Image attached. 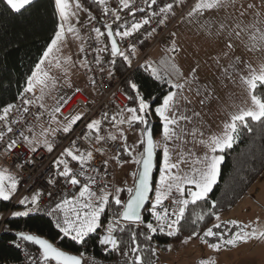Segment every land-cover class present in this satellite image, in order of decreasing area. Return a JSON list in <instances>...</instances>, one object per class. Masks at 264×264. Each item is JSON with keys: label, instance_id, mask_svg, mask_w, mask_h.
I'll list each match as a JSON object with an SVG mask.
<instances>
[{"label": "snow or ice", "instance_id": "1", "mask_svg": "<svg viewBox=\"0 0 264 264\" xmlns=\"http://www.w3.org/2000/svg\"><path fill=\"white\" fill-rule=\"evenodd\" d=\"M6 6L13 12L19 13L30 5L33 0H2ZM98 5L103 6V12L105 15L111 12L114 22L121 19L120 11L128 10V13L133 17L136 13H145V16L139 20H135L130 24L125 22L118 25L117 29H113L112 24L105 23L104 27L106 31H102L99 27H93L92 32L95 33V39L98 42L103 43L101 38H105L110 41V55L111 57H122L125 61L131 64L130 55L122 51L118 46L116 37L121 40L129 37H133L135 33L140 32L142 28L149 25L153 18L157 19V24L163 25L171 17L175 16V7L181 6L184 0H170V2H164L162 6L158 4V0H143L147 5V9H153V6L158 7V11L152 10L150 14L147 13L146 8L139 7L135 4V0H119L117 10L107 7V0H96ZM237 0H195L194 4L187 5L188 11L183 19L188 20L190 23L193 20L199 21L200 17L206 14L219 13L220 11H227L228 9H236ZM57 12L60 17L61 23L58 26V30L55 32L54 38L43 52L42 58L36 65V70L32 72V75L28 78L27 86L24 89L25 93H34L37 86H40L41 95L36 99L42 101L44 98V89L49 86L55 87V78L50 77L47 71L42 69V65L47 61L49 64L55 60V67L61 68L64 65L61 64L53 54L54 51H59V44L64 39L65 33H77V29L72 26L70 19L76 15L77 10L82 9L80 0H55ZM248 9H255L256 5L249 4ZM244 11H239L238 18L231 17V14L226 15L220 20H205L200 24V30L203 31L209 37H215L217 39L222 38L224 45V51L221 56L215 59L216 63L220 65L222 57H229L236 49L237 42L242 44L244 48L249 52H264V21L260 19L261 13L256 11L255 19L252 23L244 24L243 16ZM231 17V18H230ZM90 20L95 19L90 17ZM67 25V27H66ZM147 31V29H145ZM155 28L152 29V32ZM151 35V32L148 33ZM175 36V33H172ZM247 36V40H245ZM131 53H135V45L130 46ZM81 52H84V47H81ZM97 53L109 51L108 45L95 50ZM169 53L179 54L181 49L177 46L176 41L173 40L169 49ZM52 57V60H49ZM75 62L71 58H67L64 64L74 65ZM80 66L91 71L87 60H81ZM95 63H101V57L99 55L95 58ZM115 63V61H111ZM161 64L165 66V75L169 78L166 83L170 85V90L163 95L162 99L156 103V106L152 107V103L146 100L138 90L135 83L130 82V88L135 92V97H130L136 104L135 107H127L122 109L117 115L109 117L108 113H104L102 119L92 120L87 123L86 128L88 133L84 138L88 139L92 137L94 133V146L93 150L81 151L76 147L75 141L72 142V146L65 148L61 153L62 156L69 157L72 161H76L79 164L80 170L74 171L69 166L67 159H57L56 164L62 169L58 175L64 177L67 183L72 186H80L78 196L73 198H64L59 202H56L54 207L48 212V215L57 214L58 219L56 221V227L60 233L65 237H70L72 241L83 244L86 243V238L102 227L101 216L105 212L106 207L114 204L117 207L113 219L109 221L104 232L105 234L100 237L99 243L106 246L105 251H117L122 252L124 256H131L133 259L128 261V264H145L144 257L141 253L144 249L141 244L138 243V236L143 235L145 241L150 242L153 239L154 234L157 232L165 233L169 237H175L181 232V222L185 220V214L189 209V205L197 206L198 202H207L209 193L212 191L213 186L217 182V178L220 174V164L224 157L217 155L218 152H223L227 148H231L238 138L240 128H246L249 132L252 131L249 121L257 122L264 125V63H261L258 67H254L251 63L244 61L241 57H235L230 61L228 67L223 68L222 75L226 79H232V73L229 72V68L233 71L236 70L237 65L242 64L243 71L247 72V75H241L240 81L244 85L247 100L243 103L250 106H237L236 110L229 113V118L225 121L223 129L220 134H213L206 139L203 138V132L193 126L188 128L187 125L193 122L194 117H199V112H192V115H186L183 112L178 111V107L181 99L191 103L186 96L183 95L185 83L179 81L183 79V73L175 63V55L169 56L168 60L161 61ZM148 68L151 70V74L156 79L160 80L164 77L161 76L158 68L152 67L148 64ZM67 72V69H65ZM196 68L191 71L193 80L198 79L196 76ZM171 77H175L173 80ZM93 85L95 80L90 81ZM207 90V86H205ZM172 89H175L173 91ZM79 91V89H77ZM200 91L197 90V95H200ZM23 113H29V105H33L36 101L32 98H25L22 94ZM211 94L205 99H210ZM157 98H152L155 101ZM71 100V97H59L57 106L52 113H49L51 119L56 121V113H60L63 106ZM201 104L204 100L200 101ZM39 108L43 109V103L39 104ZM20 106L9 103L3 107H0V142H5V151L11 152L18 144L19 141H23L30 146V151L35 152L37 145L42 144L48 152L53 151V144L46 138L49 131L55 132L57 129H45L41 135L45 138L43 140L36 139L35 136L29 138L25 135L24 131L19 133L17 139H11L7 136L8 133H13V125L20 123V120L12 118L11 114L14 111H19ZM154 110L155 115L161 121V135L160 140L157 141L153 137L151 129L147 126L149 121L147 119L149 113ZM127 115H124V113ZM43 115V113H41ZM39 118V117H37ZM82 119V114H76L71 117L68 122L62 126L64 133L72 131V126ZM110 121L113 126L127 124L129 127L134 124L144 125L140 129V141L143 145V151L139 153L138 157H133V162L139 166V170L134 173L136 178V184L134 188H127L128 199L122 201L120 193L124 191L122 188H115L112 191L108 190V185L103 184L98 188V192L93 190L94 185L102 183L98 181L95 176L87 174L86 166L94 159V151L103 154L101 147H95V145L101 142H107V140H117L118 136L109 133L107 136L101 135L102 122ZM183 122V126H182ZM28 131H31L29 128ZM119 138L124 140L122 145L123 149L129 156H132L134 149H130L126 144V137L124 136L123 129H118ZM186 137H191L193 141L200 144L206 149L202 157L195 156L192 152H185L184 146L188 143ZM157 149L162 151V162L159 168V181L158 186L153 187L152 184V171L154 167V156ZM176 155L175 162L173 161V155ZM191 158L190 173L181 174L180 168L182 164L189 163ZM119 162V157H116ZM107 164V161H104ZM176 169V172H173ZM78 177H85V182H81ZM49 183H55L50 180ZM189 186V187H186ZM17 190V180L14 176L6 174L5 171H0V201H9L13 194ZM173 191L179 194L178 197L172 199L170 203L175 204L176 207L171 209V215L169 214V207L164 206V201L169 200ZM150 193H154V197H150ZM40 193L37 192L29 198L25 196L19 200V204L24 205L26 210L13 212L14 217H26L30 212L38 210V202ZM51 195V193H49ZM151 200V214L155 220V224L152 222H145L141 209L145 207V204ZM31 205L32 207H28ZM160 209L159 211L157 209ZM216 208V203L212 202L211 208L208 213L201 214L195 212L191 213L194 217L191 219V225L194 226L191 234L182 240L183 244H188L192 239L198 238L202 244H206L208 248L215 252H219L225 246L235 247L238 244L247 243L250 240H264V228L251 227L250 225H240L239 222L232 220L225 222L233 225V230L228 238L222 234L219 229L220 223L213 224L212 227H208L203 231L201 235L199 229V222L205 220V215H214L216 220L219 221L220 217L215 214L212 209ZM62 216V220L61 217ZM143 227L146 232L138 233L137 228ZM215 229V230H214ZM238 229V230H236ZM250 229V230H246ZM127 231L129 234V242L126 246L127 250L122 248V241L117 237L115 233ZM19 238L24 241L31 242L38 246L39 259L33 260L32 264H84V254L71 255L60 248L56 247L49 240L41 238L34 234H25L23 232L17 234ZM208 237H214L216 242H209ZM19 246V245H17ZM167 250L171 251L172 246L168 245ZM151 254L156 255L157 249L150 248ZM198 264H216V261L211 258H201Z\"/></svg>", "mask_w": 264, "mask_h": 264}, {"label": "built area", "instance_id": "2", "mask_svg": "<svg viewBox=\"0 0 264 264\" xmlns=\"http://www.w3.org/2000/svg\"><path fill=\"white\" fill-rule=\"evenodd\" d=\"M96 2V0H93ZM195 0H184L183 5L175 7V16H171L163 25L157 24L159 17L153 18L149 25L142 28L140 32L135 33L133 37L125 38L121 40L116 37L118 46L126 54L130 55L131 64L126 61L127 71L123 76L116 71L115 63H111L114 57L110 55V41L101 38L103 43L98 42L95 39V33L91 31L93 27H99L102 31H106L105 23L112 24L113 29H117L118 25L124 24L125 22L131 23L135 20H139L145 16V13H136L133 17L128 13V10L120 11L121 19L114 22V18L111 12L107 15L103 12V6L99 5L101 11V17L99 20L88 17L84 21L80 22L75 26L77 29V35L79 38V46L72 51V56L76 60L77 67L81 74V79L84 85V91H76L70 97L71 100L66 106H63L60 113H56V121L51 119L49 113L53 110L48 109L45 105L43 109L39 108L41 101L36 98L40 95V87H37L34 93H25L24 89L21 91L19 96L12 102L20 106L19 111H14L11 116L12 118L20 120V123L13 125L14 132L8 133L7 136L11 139H17L21 131L25 132L29 138L35 136L36 139L43 140L45 137L41 133L45 129H57L54 133L49 131L47 139L53 144V151L48 152L47 149L42 145H37L35 152L30 151V146L19 141L17 146L11 151H5V142H0V165L7 168L12 172L13 176L17 180V190L9 200L8 208L0 216V230L5 224V220L15 210L24 211L26 207L19 204V200L25 196L29 198L31 195L39 192L41 195L38 202V210L30 212L38 216H43L51 221L54 227H56V221L58 219L57 214L48 215L51 208L54 207L56 202L64 198H73L78 196L79 185L72 186L65 180L64 177L58 175L62 169V165L58 168L56 161L57 159H67L69 166L74 171L80 170L79 164L76 161H72L69 157L62 156L61 153L65 148L72 146V142L75 141L76 147L81 151L93 150L94 146V133L92 137L85 139V134L88 133L86 128L87 123L92 120L102 119L104 113H108L109 117L117 115L122 109H125L129 103V94L122 86L124 77L134 69H141L148 73L151 77V70L148 68V64L152 67L158 68L162 77L165 81L169 78L165 75L166 69L161 61L168 60L169 56L175 55L169 53L171 42L175 40L174 26L183 13L188 9L187 5L192 4ZM164 2H170V0H158V4L162 6ZM135 4L139 7H144L147 13L150 14L152 10L158 11L157 6H153V9H147V5L144 4L143 0H135ZM119 0H107V7L113 10H117ZM155 31L152 32V29ZM147 29V31H145ZM151 32V35L148 33ZM105 44L108 45L109 51L97 53V48L103 47ZM135 45V53H131L130 46ZM81 47H84L85 51L81 52ZM99 55L101 57V63L96 64L95 58ZM81 60H87L91 71L80 66ZM176 63V61H175ZM178 66V64L176 63ZM179 67V66H178ZM180 69V68H179ZM182 72V71H181ZM155 78V77H153ZM175 80L174 77H171ZM95 80L93 85L90 81ZM170 86L169 84H167ZM22 94L25 98H32L36 101L33 105H29L30 112L23 113ZM3 107V106H2ZM79 109L82 114V119L72 126V131L64 133L62 126L65 125L68 120L74 115ZM43 113V115H41ZM39 117V118H37ZM101 135L107 136L109 133L114 135L113 124L110 121L102 122ZM31 131H28V129ZM123 143L118 138L117 140H107V142H101L95 147H101L103 154L94 151V159L86 166L87 174L95 176L99 183L93 186V190L98 192V188L102 187L104 183L108 185V190L112 191L118 188V177L116 170V157L121 150ZM107 161V164H104ZM81 182H85V177H78ZM50 180L55 183H49ZM51 193V195H49ZM153 197V196H152ZM174 198L164 201V206L169 207V214L171 215V209L176 207L175 204L170 203ZM106 207L107 215L102 227L99 229L97 236L100 239L102 233L109 223L113 219L112 206ZM28 207H32L28 205ZM151 208V200L148 206L145 208L146 211ZM160 210L159 208L157 209ZM143 216V214H142ZM62 220V216L60 217ZM147 222L155 224V220L150 211V217ZM60 232V231H59ZM156 234H162L167 236L165 233L157 232ZM11 245L15 247L19 253L18 262H8L0 260V264H32L33 260L39 259V250L30 248L24 242L16 237L11 242ZM19 245V246H17ZM56 245V244H55ZM84 254V264H128L129 257L124 256L121 252L111 257L94 256L92 251L79 252L76 255Z\"/></svg>", "mask_w": 264, "mask_h": 264}, {"label": "trees", "instance_id": "3", "mask_svg": "<svg viewBox=\"0 0 264 264\" xmlns=\"http://www.w3.org/2000/svg\"><path fill=\"white\" fill-rule=\"evenodd\" d=\"M82 6L94 17L99 20L101 11L97 2L93 0H80ZM59 26V15L56 9L55 0H33L21 12L11 11L2 0H0V107L14 101L21 91L27 86L28 78L32 75L37 63L42 58L43 52L54 38L55 32ZM116 71L123 76L127 71L126 61L122 57H115ZM130 82L135 83L141 95L152 103V107L162 99L169 90L170 86L162 79L158 80L151 77L141 69H134L129 72L122 81V86L129 94V97H135V92L130 88ZM152 98H157L155 101ZM133 99L129 100L127 107H135ZM125 108V109H126ZM153 118V135L160 132L161 122L155 115L154 110L150 112ZM252 131L246 128H240L239 135L231 148L225 149L222 153L224 157L220 164V174L216 184L209 193L207 202L200 201L197 206L189 205L185 214V220L181 222V232L175 237H169L162 234H154L152 241L147 242L143 235L138 236V243L144 251L141 255L144 257L145 264H155L158 261V251L155 256L151 254L150 248L166 249L169 243H177L191 234L194 226L191 225L192 211L201 214L208 213L212 202L216 203V208L212 209L215 214L230 210L247 193L253 182L264 171V125L249 121ZM139 129L143 125L134 124ZM124 145V144H123ZM142 152V145L139 143L137 148V157ZM117 157L119 160H129V155L121 147ZM117 160V159H116ZM161 161L160 152L157 151L156 173ZM137 164L135 163L136 173ZM134 175L129 184L124 183L120 188L124 189L120 193V198L125 201L128 197L127 188H132ZM9 201H0V216L8 208ZM148 206V205H147ZM118 206L113 205V214ZM14 212V211H13ZM12 212V213H13ZM143 218L147 221L150 217V211H143ZM107 215V209L101 216L103 224ZM215 223L214 215H205V220L199 222V231L201 235L208 227ZM219 231L223 234L228 224L220 223ZM233 227V226H232ZM100 229V228H99ZM90 234L86 238V243L78 244L70 237L63 236L50 220L43 216L29 214L26 217H14L12 214L7 217L5 224L0 230V260L8 262H18L20 257L17 249L11 245V241L17 237L18 233L33 232L46 237L58 247L72 252L92 251L94 256L111 257L120 253L117 251H105L104 245L98 240L97 233ZM215 230V229H214ZM138 233L146 232L143 227L137 228ZM122 241V248L127 250L129 234L125 232L115 233ZM198 239V238H197ZM209 242L216 241L214 237L207 238ZM22 240V239H21ZM24 244L30 248L37 247L31 242L24 241ZM122 253V252H121ZM129 260L133 259L129 253Z\"/></svg>", "mask_w": 264, "mask_h": 264}, {"label": "rangeland", "instance_id": "4", "mask_svg": "<svg viewBox=\"0 0 264 264\" xmlns=\"http://www.w3.org/2000/svg\"><path fill=\"white\" fill-rule=\"evenodd\" d=\"M246 1L250 0H237L235 10L228 9L227 11H220L219 13L206 14L205 16L200 17L199 21L193 20L191 23L188 20L183 19L189 10L187 9L174 26L178 47L181 49L179 54H175V61L184 77L179 82L185 83V81H189V83L185 85L183 95L191 101V103H188L187 101L181 99L178 111L189 116L192 115L193 111L200 113L199 117L193 118L195 123L188 124L187 127L189 128L191 126H195L199 129V131L203 132V138L205 139L210 135L221 133L225 123L220 119L223 116L222 111L231 113L236 110L237 106H250V102L248 105L243 103L247 100L244 85L240 81L241 75H247V72L243 71L244 66L242 64L237 65L236 70L232 73V79H226L222 74H220L218 71L222 69L221 65L223 67H228L230 61L234 59L228 57L227 59L222 60L223 58H221L220 66L216 63L214 58L221 56L224 49L222 38L217 39L215 37L207 36L200 30V24L209 19L220 20L228 14H231V17L238 18L239 11L245 12V15L242 18L244 24H249L254 21L256 11L261 13L260 19L264 21V0H255L257 5L254 11H250L249 9L243 7ZM194 3L195 1L192 4ZM84 13L85 12L83 11V15ZM76 16H81V13L78 12V10L76 12ZM261 27H264V24H261ZM188 33H190V35H188ZM67 34L69 39L72 41L75 33ZM203 36L205 38H203ZM206 37H208V40ZM244 38L247 40V36ZM69 39L65 36L59 44V51H54L53 54L57 59H59L61 64L64 65L63 67H55V60H53L51 64L46 61L45 64L42 65V69L47 71L50 77L55 78L56 82L55 87L49 86L44 89V98L41 101L43 105L51 110H54L57 106L59 97H70L77 91V89L81 92L84 91L81 74L76 64L77 62L72 56L73 49L75 50L78 46L74 45L76 44L74 41L72 46L70 41H68ZM205 41H208L209 43H206ZM214 48L219 49L214 51ZM234 53H238L244 61L251 63L254 67H258L261 63H264V52H249L239 42H237ZM69 57L73 62H75L74 65L64 64V61ZM49 60H52V57H49ZM193 68L197 69L196 76L198 79L196 80H193L191 76ZM65 69H67V72ZM35 70L36 67L34 71ZM231 70L232 69L230 68L229 72ZM210 73L213 75H209ZM205 86H207V90ZM172 90L175 91V89ZM197 90L200 91V95H197ZM210 94L211 98L205 99V97H208ZM201 100H204L203 104L200 103ZM195 103L199 104V106H196L195 108L193 107L192 110H189ZM76 114H80L79 109L74 113V115ZM209 114L210 116L212 115V118L214 117V122L217 120L218 123L208 124L207 116ZM124 115H127V113L125 112ZM149 115L151 116V113H149ZM201 116L203 122H201ZM117 118L119 119V116ZM228 118L229 116L226 114L225 120ZM118 129H123L124 136L127 138V146L130 149H134L132 156L129 157V160H119V162L116 160L118 188H120L124 183L129 184L132 179L135 170L133 157H137V148L141 136L140 129L135 125L131 127L127 124L113 126L114 135H117L119 138ZM160 135L161 130L156 135L155 140L159 141ZM120 140L123 144L125 143L124 140ZM190 144L193 146L194 150H197L198 146L201 151L198 150L196 152L202 153L201 156L204 155L206 150L200 144L193 140H190ZM157 151L160 152V157L162 159V151L160 149H157ZM173 156L175 157L176 155L174 154ZM0 171H5L6 174L13 176L12 172L2 165H0ZM152 196L154 197V195ZM178 196L179 194L173 191L172 196L169 198H176ZM16 211L20 210H15L14 212ZM229 213L236 214L235 218L241 220V222H239L240 225H250L251 227L264 228V171L253 182L247 193L233 208L221 212L219 215L225 216V214ZM228 225L230 227H227L223 232L225 238H228L233 230V225ZM212 242L216 241L214 240ZM168 245L172 246L171 251H168L167 248L157 249L158 261L155 264H198L199 259L202 257L211 258L216 261V264H264V240L253 239L247 243L238 244L235 247L225 246L219 252H215L208 248L206 244H202L197 238L192 239L188 244H183L182 241H180L177 243H169Z\"/></svg>", "mask_w": 264, "mask_h": 264}, {"label": "crops", "instance_id": "5", "mask_svg": "<svg viewBox=\"0 0 264 264\" xmlns=\"http://www.w3.org/2000/svg\"><path fill=\"white\" fill-rule=\"evenodd\" d=\"M249 4H254V5H257V3L255 2V0H250V1H246V3L243 5V7L244 8H246V9H248V5ZM82 5V4H81ZM250 11H254L255 9H249ZM83 11L85 12L84 13V15H83ZM78 12H80L81 13V16L80 17H78V16H72L71 17V19H70V23L72 24V26L73 27H75L77 24H79L80 22H82V21H84L86 18H88V17H90V14L87 12V11H85V8L82 6V9L81 10H78ZM59 15V14H58ZM61 23V21H60V17H59V24ZM66 27H67V25H66ZM174 30V29H173ZM174 33H175V30H174ZM186 33V32H185ZM188 35H190V33H188ZM65 36L69 39V37H68V34H67V32L65 33ZM74 38V39H73ZM72 38V41H71V39H69L68 41H70V43H71V45H72V43L74 44V42L76 43V44H74V45H77V46H79V38H78V35L75 33V36ZM203 38H205L204 36H203ZM207 38V40H208V37H206ZM74 41V42H73ZM175 41H176V44H177V46H178V41H177V37H176V34H175ZM206 42V41H205ZM206 43H209L208 41L206 42ZM73 46V45H72ZM217 49H219V48H214V51H217ZM225 49H223V51H224ZM229 57H231L232 59H234L235 57H240V55L238 54V53H231L230 55H229ZM223 59L222 60H225V59H227L228 57H222ZM220 66V65H219ZM227 67V66H226ZM230 69V68H229ZM220 74H222V72H223V68L220 70V71H218ZM231 73H233L234 71H230ZM209 75H213V74H209ZM196 106H199V104H194L189 110H192V108L194 107H196ZM188 110V111H189ZM196 112V111H195ZM222 114H223V116L220 118L221 119V121H223V122H225L226 120H225V118H226V114H228V116H229V113H226V112H224V111H222ZM197 118V117H196ZM201 118V122H203V119H202V116L200 117ZM214 118V117H213ZM212 118V115L210 116V114L207 116V123L209 124V123H212V124H215V123H218V121L216 120V122H214V119ZM161 122V121H160ZM199 122H200V119H199ZM195 123V121H193L192 122V124H194ZM182 124H183V122H182ZM189 128H192V126L191 127H189ZM160 130H161V127H160ZM186 140H188L189 141V143H187L185 146H184V151L185 152H192V153H194L195 154V156H197V157H202L201 156V154L202 153H197L196 151H201L200 150V148L197 146V150H194L193 149V146L190 144V140H192L191 139V137H186ZM206 150V149H205ZM217 154H219V153H217ZM176 158V156L174 157L173 156V161L175 162V159ZM189 159V163H186V164H182L181 165V168H180V171H181V174H184V173H190V168H191V158H188ZM161 162H162V159H161V161H160V164H159V168H160V165H161ZM159 168H158V170H157V173H156V178H155V184H154V187H156V186H158V181H159ZM177 170L176 169H173V172H176ZM189 187V186H188ZM153 195H154V193H153ZM235 215L236 214H233V213H229V214H225V216L224 215H219L218 214V216L220 217V220L219 221H215L216 223H225V222H228V221H232V220H235V221H237V222H241V220L240 219H237V218H235ZM215 220H216V218H215Z\"/></svg>", "mask_w": 264, "mask_h": 264}, {"label": "water", "instance_id": "6", "mask_svg": "<svg viewBox=\"0 0 264 264\" xmlns=\"http://www.w3.org/2000/svg\"><path fill=\"white\" fill-rule=\"evenodd\" d=\"M147 119H148V121H149V124L147 125L150 129H151V131H152V133H153V121H152V118H151V116L150 115H148V117H147ZM143 127H144V125H143ZM153 137H154V135H153ZM154 139H155V137H154ZM143 145H142V151H143ZM156 157H157V152H156V155L154 156V167H153V171H152V184H153V187H154V184H155V179H154V175H155V172H156V165H157V163H156ZM139 170V166L137 165V170H136V172ZM135 184H136V178L134 177V181H133V186H132V188H134L135 187ZM150 195V197H152V195H153V193H150L149 194ZM128 199V197L126 198V200ZM125 200V201H126ZM150 202V201H149ZM149 202L148 203H146L145 204V207L143 208V209H141V214L143 213V211L145 210V208L147 207V205L149 204ZM25 234H34V235H37V236H39V237H41V238H44V239H47L46 237H44V236H42V235H39V234H36V233H33V232H28V233H25ZM105 234V232L104 233H102V235L101 236H103ZM17 237H18V235H17ZM19 238V237H18ZM21 239V238H20ZM48 240V239H47ZM50 241V240H49ZM51 242V241H50ZM51 243H53V242H51ZM54 244V243H53ZM55 245V244H54ZM36 247H37V249H38V246L37 245H35ZM56 247H58L57 245H55ZM58 248H60V247H58ZM61 250H63V251H65V252H67V253H69V254H71V255H76L75 253H72V252H69V251H66V250H64V249H62V248H60Z\"/></svg>", "mask_w": 264, "mask_h": 264}]
</instances>
